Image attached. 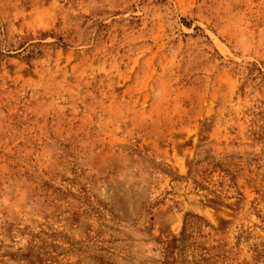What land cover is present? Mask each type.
<instances>
[{
  "label": "rangeland",
  "instance_id": "1",
  "mask_svg": "<svg viewBox=\"0 0 264 264\" xmlns=\"http://www.w3.org/2000/svg\"><path fill=\"white\" fill-rule=\"evenodd\" d=\"M0 264H264V0H0Z\"/></svg>",
  "mask_w": 264,
  "mask_h": 264
}]
</instances>
